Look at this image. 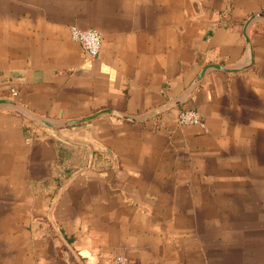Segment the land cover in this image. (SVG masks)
<instances>
[{
	"label": "crops",
	"instance_id": "1",
	"mask_svg": "<svg viewBox=\"0 0 264 264\" xmlns=\"http://www.w3.org/2000/svg\"><path fill=\"white\" fill-rule=\"evenodd\" d=\"M0 100V264H264V0H0Z\"/></svg>",
	"mask_w": 264,
	"mask_h": 264
},
{
	"label": "built area",
	"instance_id": "2",
	"mask_svg": "<svg viewBox=\"0 0 264 264\" xmlns=\"http://www.w3.org/2000/svg\"><path fill=\"white\" fill-rule=\"evenodd\" d=\"M70 34L72 39L81 45L83 51L89 57H96L99 54L102 47V36L97 30H82L72 26ZM178 122L181 125L201 124L198 113L191 109L180 111ZM119 262L123 264L124 261L119 259Z\"/></svg>",
	"mask_w": 264,
	"mask_h": 264
},
{
	"label": "water",
	"instance_id": "3",
	"mask_svg": "<svg viewBox=\"0 0 264 264\" xmlns=\"http://www.w3.org/2000/svg\"><path fill=\"white\" fill-rule=\"evenodd\" d=\"M252 19L248 20L246 22V25H245V37H246L247 41H249V40H248V36H247L246 30H247V27H248V25H249V23L251 22ZM209 68L221 70V71H224L226 73H236V72L239 71V69L234 68V67H231L230 68V67H224L223 65H220V64H209V65H206L202 69L199 78H201L204 75V73ZM4 103H9V101H7V100H0V104H4ZM107 113H113V111H110V110L98 111L96 113H93V114H90V115H87V116H84V117H79V118H74V119L66 120L61 125L64 126V127H68V126H75V125L87 123V122L93 121V120H95V119L99 118L100 116H102L104 114H107ZM120 117L122 119H125V120H130V121H134L135 120L133 117L126 116V115H123V114H121ZM38 121L40 123H42L43 125H45L46 127H49L50 129H56V126L53 123H51L50 121H47L46 119H38Z\"/></svg>",
	"mask_w": 264,
	"mask_h": 264
},
{
	"label": "rangeland",
	"instance_id": "4",
	"mask_svg": "<svg viewBox=\"0 0 264 264\" xmlns=\"http://www.w3.org/2000/svg\"><path fill=\"white\" fill-rule=\"evenodd\" d=\"M185 109H186V110H189L190 108H185ZM185 109H182V110H185ZM182 110H181V111H182ZM191 110H194V109H191ZM194 111H195V110H194ZM179 113H180V112H179Z\"/></svg>",
	"mask_w": 264,
	"mask_h": 264
}]
</instances>
